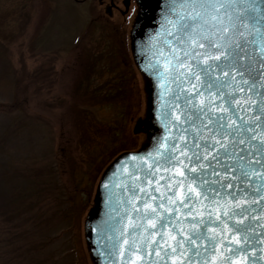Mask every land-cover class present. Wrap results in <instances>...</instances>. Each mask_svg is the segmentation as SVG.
I'll list each match as a JSON object with an SVG mask.
<instances>
[{
	"label": "snow or ice",
	"instance_id": "1",
	"mask_svg": "<svg viewBox=\"0 0 264 264\" xmlns=\"http://www.w3.org/2000/svg\"><path fill=\"white\" fill-rule=\"evenodd\" d=\"M158 8L161 47L149 67L172 101L164 113L172 129L166 123L154 153L126 166L128 223L121 218L112 251L101 255L108 264H259L264 0H164ZM117 250L120 261L111 259Z\"/></svg>",
	"mask_w": 264,
	"mask_h": 264
},
{
	"label": "rangeland",
	"instance_id": "2",
	"mask_svg": "<svg viewBox=\"0 0 264 264\" xmlns=\"http://www.w3.org/2000/svg\"><path fill=\"white\" fill-rule=\"evenodd\" d=\"M122 1L0 0V264H92L83 226L97 183L145 140L144 127L134 131L145 119L129 49L136 7L127 14ZM102 34L125 84L122 110L92 107L84 77L76 90L84 50Z\"/></svg>",
	"mask_w": 264,
	"mask_h": 264
},
{
	"label": "water",
	"instance_id": "3",
	"mask_svg": "<svg viewBox=\"0 0 264 264\" xmlns=\"http://www.w3.org/2000/svg\"><path fill=\"white\" fill-rule=\"evenodd\" d=\"M128 1L125 0L124 2L125 7H127ZM134 1L138 12L130 31V51L133 63L143 79L146 95L145 120L140 122L134 131L136 133L140 126L145 127L146 139L136 151L119 154L107 166L97 183L93 206L87 213L83 226L84 240L92 264H108L105 255H101V253L112 251L110 244L115 243V237L117 236L115 229L121 228V218L123 217V223H128L126 209L130 206L127 203L124 187L127 185L130 188L131 181L127 178L126 166L128 171H132L130 166L133 164L140 165V157L148 158L149 153H154L158 144L168 135L165 131L167 122L164 120V113L169 112L167 105H170L172 101L170 96L166 94V89L160 80L149 67V65L155 64L161 47L158 41L162 37H157L159 24L162 22L158 3L162 4L164 0ZM153 37L157 38L153 39ZM169 119H171L170 113ZM167 127L172 129V124L167 123ZM133 157L136 159L133 160ZM159 174L164 175L162 172ZM158 183L163 184L164 181ZM156 187L157 184L150 185L153 194L159 196V193L155 192ZM147 202L156 206L154 201ZM137 203L139 204L141 201H137ZM201 210L210 211V209ZM190 223L191 218H185V227L190 226ZM174 234L177 235V239H180L178 232ZM109 237H113V240L110 241ZM231 238L232 234L229 233L227 239L231 241ZM164 239L167 241L169 238L165 237ZM220 239L223 240L224 237L221 236ZM121 243H123V240H121ZM221 246L224 247L223 244ZM125 247L127 246L125 245ZM259 248V255L264 257V239H261ZM152 258L155 259V256L153 255ZM111 259L115 261L121 260L118 250ZM177 264H181L179 258L177 259ZM259 264H264V259H261Z\"/></svg>",
	"mask_w": 264,
	"mask_h": 264
},
{
	"label": "trees",
	"instance_id": "4",
	"mask_svg": "<svg viewBox=\"0 0 264 264\" xmlns=\"http://www.w3.org/2000/svg\"><path fill=\"white\" fill-rule=\"evenodd\" d=\"M97 39L98 41L95 43H88L84 50V58L80 60V62L82 61L80 64V67L82 68H80L82 76L79 78L76 90H81V85L84 83L82 77H84L87 82L85 90L88 91L87 93L90 95L87 98V101L90 99L92 107L110 108L115 106L122 110L127 104L128 97L125 94L124 81L118 74L114 46L108 36H104V34L98 36ZM90 74L93 78L92 76L90 77ZM3 109L15 110L16 107L4 106ZM116 122L117 120H115V124ZM100 124L101 127L103 126L105 129L107 135L114 131V125L112 122ZM114 132H116V129ZM101 135L104 136L105 134ZM36 240L37 239L31 241V247H33V249H35L36 245L38 246L41 242ZM27 256L30 255L27 254ZM29 261L31 264H34L32 256L29 257Z\"/></svg>",
	"mask_w": 264,
	"mask_h": 264
},
{
	"label": "flooded vegetation",
	"instance_id": "5",
	"mask_svg": "<svg viewBox=\"0 0 264 264\" xmlns=\"http://www.w3.org/2000/svg\"><path fill=\"white\" fill-rule=\"evenodd\" d=\"M124 1V0H123ZM122 1V2H123ZM101 2V1H100ZM110 3H109V6H107L106 8H105V12H106V14L108 15V16H111V11H112V9L114 8V4H111V1H109ZM113 3V2H112ZM130 4V3H129ZM129 4H128V7H127V9L125 10V13H127V14H129ZM132 13V21L131 22H133V20L135 19V15H136V11H135V9L134 10H132L131 11Z\"/></svg>",
	"mask_w": 264,
	"mask_h": 264
}]
</instances>
